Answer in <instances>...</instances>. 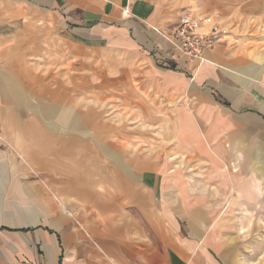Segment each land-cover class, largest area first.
I'll use <instances>...</instances> for the list:
<instances>
[{
  "label": "crops",
  "instance_id": "obj_1",
  "mask_svg": "<svg viewBox=\"0 0 264 264\" xmlns=\"http://www.w3.org/2000/svg\"><path fill=\"white\" fill-rule=\"evenodd\" d=\"M172 1L0 0V264H264V0H193L243 18L203 60L171 42ZM121 57L173 100L207 196L94 119Z\"/></svg>",
  "mask_w": 264,
  "mask_h": 264
},
{
  "label": "rangeland",
  "instance_id": "obj_2",
  "mask_svg": "<svg viewBox=\"0 0 264 264\" xmlns=\"http://www.w3.org/2000/svg\"><path fill=\"white\" fill-rule=\"evenodd\" d=\"M204 3L187 0L172 1L169 5L181 18L213 16L222 27L228 24L232 26L243 24L242 17L233 15L230 17L228 13L230 20H225L221 12L203 10L201 6ZM176 25L177 23L174 24ZM120 60V65L115 66L114 71L105 67L103 69L105 77L94 82L103 89V96H97L98 105L89 103L100 111L95 114L94 119L109 120L119 124L121 155L123 151L129 150L133 158L148 157L152 166L163 168L171 175H174L177 169L184 170L186 175L184 180L196 185V188L199 187L203 190L200 194L204 192L202 195L207 196L205 191L207 192L211 187L208 183L209 178L205 175L208 167L206 157L201 162L197 154H192L191 150L183 151L175 130L176 112L173 100L164 98L156 90L154 85L157 82H153L151 76L138 75L134 67L129 64L127 57H121ZM118 73V77L117 75L113 77L112 74ZM92 96L89 95V102L95 99ZM189 148L191 149V146ZM121 161L128 160L121 156ZM211 228L218 230L220 238L224 240H232V242L237 240L238 243H243V225H212ZM240 238L242 241H238Z\"/></svg>",
  "mask_w": 264,
  "mask_h": 264
},
{
  "label": "built area",
  "instance_id": "obj_3",
  "mask_svg": "<svg viewBox=\"0 0 264 264\" xmlns=\"http://www.w3.org/2000/svg\"><path fill=\"white\" fill-rule=\"evenodd\" d=\"M227 32L216 18L185 17L172 34L174 47L188 58L203 60L207 51L213 49Z\"/></svg>",
  "mask_w": 264,
  "mask_h": 264
}]
</instances>
